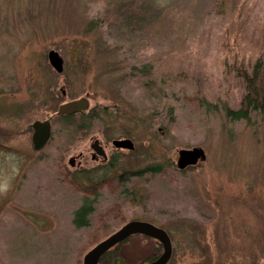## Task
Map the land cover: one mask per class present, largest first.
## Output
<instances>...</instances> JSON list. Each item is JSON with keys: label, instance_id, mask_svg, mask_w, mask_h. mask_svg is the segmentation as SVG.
I'll return each instance as SVG.
<instances>
[{"label": "rangeland", "instance_id": "rangeland-1", "mask_svg": "<svg viewBox=\"0 0 264 264\" xmlns=\"http://www.w3.org/2000/svg\"><path fill=\"white\" fill-rule=\"evenodd\" d=\"M222 1L156 0L152 21L121 36L100 21L104 0H0V264H83L133 219L169 233L166 264H264V113L224 112L244 90L225 63L231 17L219 14ZM247 1L250 38L264 24V0ZM78 98L94 117L57 114ZM49 117L52 138L35 149L31 124ZM95 137L109 146L110 169L91 157ZM120 137L134 148H111ZM194 146L206 159L179 168L178 151ZM154 165L162 171L130 176ZM85 204L89 223L79 227ZM115 246L117 263L109 255L98 264H143L163 252L142 233Z\"/></svg>", "mask_w": 264, "mask_h": 264}, {"label": "trees", "instance_id": "trees-1", "mask_svg": "<svg viewBox=\"0 0 264 264\" xmlns=\"http://www.w3.org/2000/svg\"><path fill=\"white\" fill-rule=\"evenodd\" d=\"M104 1H106V10L104 19H100V21L107 20L110 27L115 25L121 36L132 33L133 26L136 23H138L140 29H143L145 22L149 19L152 21L149 10L155 8L154 3H156V0H135L136 2H131V0ZM247 4V0H223L222 5L224 7L220 8L219 12L225 17H231L230 27L227 28L223 41V45L230 52V55L225 58V63L228 66V72L242 83L244 90L238 108L235 109L228 105L223 107L226 116L233 120L249 119L253 112L264 113V24L261 27L257 28L256 26L253 28L250 38L248 37L245 27L246 15H244ZM139 8L140 11H138ZM137 12L140 14L138 15ZM162 18L166 19L167 17ZM231 35H233L234 41L231 40ZM236 45L240 53L234 51ZM74 114L76 113L58 115L68 119L75 116ZM148 171L160 172L162 167L158 165L149 166L144 170L130 172V176L134 174L142 175ZM121 176L122 182H127L130 179L128 175ZM91 211V205L87 204L78 208L75 212V224L79 227L87 225ZM116 250L117 246L106 251L99 261H104L110 255L117 263L116 259L118 261L119 258L116 255Z\"/></svg>", "mask_w": 264, "mask_h": 264}, {"label": "water", "instance_id": "water-1", "mask_svg": "<svg viewBox=\"0 0 264 264\" xmlns=\"http://www.w3.org/2000/svg\"><path fill=\"white\" fill-rule=\"evenodd\" d=\"M48 58L52 66L57 71L63 70V58L60 53L55 49H50L48 52ZM63 93L65 90L62 89ZM89 102L86 98L72 99L60 104L57 114H70L77 111L87 109ZM33 128L32 141L36 149L42 148L49 140L52 133L51 118L44 120L36 119L32 122ZM117 146H124L128 148H134V142L130 138L117 139L114 141ZM177 166L179 168L187 167L188 165L197 164L200 160L206 159V153L204 148L200 146H194L192 148H182L179 151ZM75 158L72 157L70 162ZM72 163V162H71ZM142 233L159 240L163 245V252L155 259L150 260L143 264H166L172 256L173 246L169 233L166 229L157 226L156 224L139 219L129 220L124 223L116 231L108 235L103 240L99 241L93 246L83 258V264H98L102 255L117 245L120 241L128 238L129 236Z\"/></svg>", "mask_w": 264, "mask_h": 264}, {"label": "flooded vegetation", "instance_id": "flooded-vegetation-1", "mask_svg": "<svg viewBox=\"0 0 264 264\" xmlns=\"http://www.w3.org/2000/svg\"><path fill=\"white\" fill-rule=\"evenodd\" d=\"M89 110V105H88V107H87V109H84V110H81V111H78V112H76L77 114H79L80 116L81 115H87V116H89V117H94L95 115H93L94 113L92 112L93 111V108L92 109H90L89 111H91L90 113L89 112H87ZM52 120V119H51ZM33 128H32V135H33ZM51 138H52V133H51V136H50V138H49V140H48V142L43 146V147H45L48 143H49V141L51 140ZM127 138V137H126ZM117 139H125V137H120V138H116V139H113L112 140V145H111V148L113 147L116 151L118 150H125V149H133V148H128V147H124V146H117L115 143H114V141L115 140H117ZM3 143V142H2ZM32 143H33V141H32ZM14 147H17L16 145H14ZM33 147H34V144H33ZM42 147V148H43ZM90 147H91V149H92V153H91V157H92V159L93 160H96V161H98L99 162V160L101 161V163L102 164H104V166L103 167H107V168H111L114 164H115V162L113 161V159L111 160V157H110V153H109V151H108V145L107 144H104L103 142H102V140L99 138V137H95V138H93V140H92V142H91V144H90ZM35 148V147H34ZM42 148H40V149H42ZM36 149V148H35ZM39 149V150H40ZM83 155V153L82 152H80V154H78L76 157H79V156H82ZM75 156H74V158H76ZM71 159V158H70ZM72 162V163H71ZM70 163H71V165H73V163H75V159L73 160V161H71ZM103 167H101V168H103Z\"/></svg>", "mask_w": 264, "mask_h": 264}, {"label": "bare ground", "instance_id": "bare-ground-1", "mask_svg": "<svg viewBox=\"0 0 264 264\" xmlns=\"http://www.w3.org/2000/svg\"><path fill=\"white\" fill-rule=\"evenodd\" d=\"M78 112V111H77ZM76 113V112H75Z\"/></svg>", "mask_w": 264, "mask_h": 264}]
</instances>
